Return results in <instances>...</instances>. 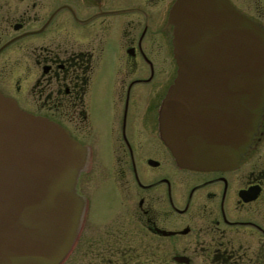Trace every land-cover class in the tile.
I'll list each match as a JSON object with an SVG mask.
<instances>
[{
	"label": "flooded vegetation",
	"instance_id": "flooded-vegetation-1",
	"mask_svg": "<svg viewBox=\"0 0 264 264\" xmlns=\"http://www.w3.org/2000/svg\"><path fill=\"white\" fill-rule=\"evenodd\" d=\"M232 1L264 24L261 5ZM174 2L0 0V92L68 129L87 145L88 161V142L96 144L101 167L90 187L109 183L127 215L104 226L113 254L124 256L133 225L134 238L151 240L146 251L172 256L168 264H264V112L228 169L179 165L160 134L177 74ZM100 233L86 235V250Z\"/></svg>",
	"mask_w": 264,
	"mask_h": 264
},
{
	"label": "water",
	"instance_id": "water-1",
	"mask_svg": "<svg viewBox=\"0 0 264 264\" xmlns=\"http://www.w3.org/2000/svg\"><path fill=\"white\" fill-rule=\"evenodd\" d=\"M169 20L177 74L160 134L183 167H235L264 112V24L232 0H175ZM87 156L68 129L0 92V264L65 259L85 210Z\"/></svg>",
	"mask_w": 264,
	"mask_h": 264
},
{
	"label": "rangeland",
	"instance_id": "rangeland-1",
	"mask_svg": "<svg viewBox=\"0 0 264 264\" xmlns=\"http://www.w3.org/2000/svg\"><path fill=\"white\" fill-rule=\"evenodd\" d=\"M248 2L252 5L262 6L260 13L256 12V16L264 21V0H248ZM237 4L241 6L240 3ZM109 86H114L113 78L110 79ZM88 145L94 149V152L89 153V161L87 157L86 164L81 170L83 174L81 175L80 173L81 176L79 175L77 182V194L85 200H83V209L85 207V210L76 240L60 264H114L117 262L118 256L124 259L125 264H153L152 262H156V264H168L172 260V256L164 254L155 255L146 251L145 245L149 244L148 242L151 240L148 239L146 234H141L140 237L134 238L136 235L134 236L133 225H131L132 228H129L130 231L126 232L125 239L121 243L125 246L124 256L123 254L112 253L114 248L111 246L114 240L108 237L109 241H107V235L102 238L104 226L111 222H113L112 225H115L116 222L119 224V222L126 220L127 215H124L125 208L122 201H113L111 199L113 197L112 194L116 193L117 190L109 183L95 187L94 191L93 187H90L89 183L92 182L93 177H95L101 167V156L98 154L95 143L88 142ZM95 228L101 231L95 237V240H98L99 243L90 245L88 250H86V244H84L86 242L85 237L86 235L90 236L94 234ZM75 246L77 247L75 248Z\"/></svg>",
	"mask_w": 264,
	"mask_h": 264
}]
</instances>
